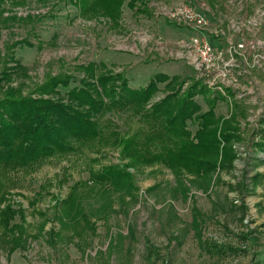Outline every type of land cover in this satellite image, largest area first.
<instances>
[{
    "label": "rangeland",
    "instance_id": "1",
    "mask_svg": "<svg viewBox=\"0 0 264 264\" xmlns=\"http://www.w3.org/2000/svg\"><path fill=\"white\" fill-rule=\"evenodd\" d=\"M129 1L116 2L109 15L101 7L81 14L76 0H0V93L16 87L28 95L49 77L64 74L69 90L88 78L82 67L105 64L131 89L146 88L155 75L168 78V87L157 85L149 109L197 83L192 100L199 115L216 99L212 115L227 121L225 105L219 106V81L195 73L182 46L205 37L219 49L222 41L215 37L225 33L245 45L247 62L257 52L248 47L258 41H263L258 55L264 56V0ZM183 5L206 8L203 30L213 36L169 21L170 11ZM231 21L240 23L238 35L228 31ZM259 65L252 76L263 81V61ZM108 110L97 120L104 139L127 131L144 137L135 128L148 131L129 109ZM186 125L191 134L198 129L195 121ZM249 132L221 143L225 155L234 153V162L226 160L208 177L175 172L156 161L162 149L150 148L145 159L132 147L123 153L113 136L93 150L54 154L32 171L0 177L5 191L0 264H264V146L250 151L239 142ZM109 167L112 174L120 171L118 178L92 181Z\"/></svg>",
    "mask_w": 264,
    "mask_h": 264
},
{
    "label": "trees",
    "instance_id": "2",
    "mask_svg": "<svg viewBox=\"0 0 264 264\" xmlns=\"http://www.w3.org/2000/svg\"><path fill=\"white\" fill-rule=\"evenodd\" d=\"M118 1L121 0H76V4L81 14L101 7L112 15L110 10L116 9ZM136 1L129 2L133 4ZM81 71L86 72L92 81H85L88 79L85 76L80 79L79 86L69 90L67 80L70 77L64 74L49 77L28 95H23L22 90L16 87H8L0 93V177L32 171L54 154L66 155L84 148L93 150L106 143L105 140H111V136L118 141L123 153L129 154L128 148L131 147L139 150V159H145L144 155L150 148L162 149L156 161H163L175 172L183 170L197 175V178L208 177L224 163L234 162V153L230 150L225 155L221 143H228L230 137L237 134L236 127L232 120L219 121L212 115L216 99L209 103L208 112L199 115V107L192 100L197 83L192 84L181 97L178 90L171 92L149 109L146 105L158 92L157 85L164 82L166 87L170 85L166 76L155 75L146 88L131 89L122 74L110 75L105 64L99 68L89 64ZM112 80H115V85L109 83ZM61 89L67 91L62 95ZM103 109H129L132 115H138L139 123L149 125L148 131L135 128L137 133L143 131L144 137L139 133L138 138L134 134L127 136V131L121 137L108 133L104 139L100 135L101 124L97 121ZM187 120L198 123L194 134L187 129ZM104 123L111 122L107 120ZM140 137L138 144L136 141ZM112 170L111 167L104 168L101 174L92 176V181L111 182L120 175L119 170L115 174L110 173ZM4 192L0 183V201Z\"/></svg>",
    "mask_w": 264,
    "mask_h": 264
},
{
    "label": "built area",
    "instance_id": "3",
    "mask_svg": "<svg viewBox=\"0 0 264 264\" xmlns=\"http://www.w3.org/2000/svg\"><path fill=\"white\" fill-rule=\"evenodd\" d=\"M169 21L183 26L189 29L192 28L198 32L207 34L208 36L213 33H208L203 28L207 26L209 22V15L205 7L195 8L190 6H178L170 11L167 15ZM238 21H231L228 26V31L238 35L241 31ZM250 25L255 26L256 23L252 21ZM215 38H219L222 41V47L217 49L216 46H212L211 42L207 38H194L190 41V44L184 49V58L187 65L197 74H213L214 79L218 80V90L225 92L226 88H233L236 91L237 98H247L253 104L258 103L256 96L259 94L258 87H262L264 90V80L260 81L256 76H252L254 71L259 70V62L263 61L264 56H259L258 50L263 45V41L251 44L248 50L256 49V55L251 62H247L246 48L241 43H234L232 37L220 33ZM245 48V49H244ZM264 73V68H262ZM245 80V86L241 87L238 83L239 80ZM262 96V95H261ZM263 103L259 105V110L263 109ZM241 150V157L245 158L246 153L244 149ZM244 151V152H243ZM243 152V153H242Z\"/></svg>",
    "mask_w": 264,
    "mask_h": 264
},
{
    "label": "crops",
    "instance_id": "4",
    "mask_svg": "<svg viewBox=\"0 0 264 264\" xmlns=\"http://www.w3.org/2000/svg\"><path fill=\"white\" fill-rule=\"evenodd\" d=\"M238 83L241 87L246 85L244 79L239 80ZM258 89L260 92L256 96V98H258L257 104L251 103L247 98L238 99L236 91H234L233 88H226L225 92L219 90L222 93L221 99L218 100L220 101L219 106L225 105L228 111L223 119L227 121L232 120V125L236 127L237 133L247 132V129L250 130L248 137L241 136L239 139V142L242 144L245 143L247 149L250 151H257V148L264 146V141L262 140V136H264V110L260 111L258 109L261 103H263L264 106V90L262 87H258ZM248 117H253V119L247 120ZM241 120L244 122V124L241 123L242 125L240 124ZM258 178H260V176L256 174L255 180Z\"/></svg>",
    "mask_w": 264,
    "mask_h": 264
}]
</instances>
